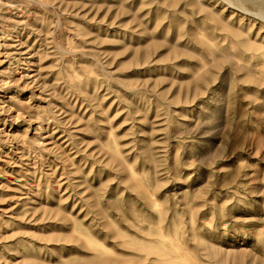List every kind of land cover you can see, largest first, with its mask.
I'll use <instances>...</instances> for the list:
<instances>
[{
	"label": "rangeland",
	"instance_id": "374dc122",
	"mask_svg": "<svg viewBox=\"0 0 264 264\" xmlns=\"http://www.w3.org/2000/svg\"><path fill=\"white\" fill-rule=\"evenodd\" d=\"M1 70L0 264H264V0H0Z\"/></svg>",
	"mask_w": 264,
	"mask_h": 264
},
{
	"label": "bare ground",
	"instance_id": "6f19581e",
	"mask_svg": "<svg viewBox=\"0 0 264 264\" xmlns=\"http://www.w3.org/2000/svg\"><path fill=\"white\" fill-rule=\"evenodd\" d=\"M247 1H249V0H247ZM3 35H4V33H3ZM5 47H6L5 51H7V45ZM11 47L13 48L14 46H11ZM12 48H10V46H9L10 50H13ZM17 51H18V49H17ZM17 51L12 53L11 54L12 56L10 57L11 62L13 64H15V67H14L15 70L17 71V69H21L20 68L21 65L22 66L23 65L24 66H28L27 69H25L22 72H20L21 75H20V78H19L20 80L19 81H20L21 89L24 90L27 87L30 88V86H32L34 88V85L37 84L36 80L38 79L39 76L37 75V73L35 71L30 70V67L32 66V65H30L31 61L26 60V59H22V60L20 59L22 57V55H24V53L20 54L21 52L17 53ZM34 54H36V52ZM25 55H26V53H25ZM7 56H8V54H7V52H5L3 54V57L7 58ZM30 58H32V57H30ZM27 59H29V58H27ZM2 72H3V70L0 71V85H2V83L4 81L2 79V76H3ZM24 72H27V73H24ZM11 100H12V96L9 97V101H11Z\"/></svg>",
	"mask_w": 264,
	"mask_h": 264
}]
</instances>
